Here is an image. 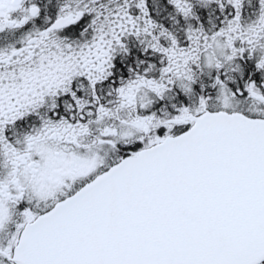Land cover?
Wrapping results in <instances>:
<instances>
[{"label":"flooded vegetation","instance_id":"af4514ba","mask_svg":"<svg viewBox=\"0 0 264 264\" xmlns=\"http://www.w3.org/2000/svg\"><path fill=\"white\" fill-rule=\"evenodd\" d=\"M220 110L264 116V0H0V264L59 201Z\"/></svg>","mask_w":264,"mask_h":264},{"label":"water","instance_id":"95a60500","mask_svg":"<svg viewBox=\"0 0 264 264\" xmlns=\"http://www.w3.org/2000/svg\"><path fill=\"white\" fill-rule=\"evenodd\" d=\"M86 188L26 230L19 264L264 260V118L204 114Z\"/></svg>","mask_w":264,"mask_h":264},{"label":"rangeland","instance_id":"374dc122","mask_svg":"<svg viewBox=\"0 0 264 264\" xmlns=\"http://www.w3.org/2000/svg\"><path fill=\"white\" fill-rule=\"evenodd\" d=\"M203 47V46H202ZM203 48H206V51H209V52H203L201 54H199V52H194V55H198L200 57L201 60H204L206 64H211L214 60V57L213 55H211V50L209 47H203ZM212 49H214L215 51H222L223 49V46L221 43H218L217 45L215 46H212L211 47ZM163 49L165 50L166 47H163ZM225 58H227L226 54H227V50L223 53ZM201 55V56H200ZM176 57H172L171 60H170V63H171V66H172V69L174 70V77L176 76H179V77H182L183 79H187L188 78V72L187 73H182V75H179L178 71H177V68H176ZM183 70V69H182ZM190 72V71H189ZM220 98H222V103L229 107V108H232V107H235V106H242L243 102L242 100L240 99H236V100H233L229 95H228V92L226 91L225 88H222L220 90ZM124 135L125 136H130L131 135V128H127L125 129L124 131Z\"/></svg>","mask_w":264,"mask_h":264}]
</instances>
